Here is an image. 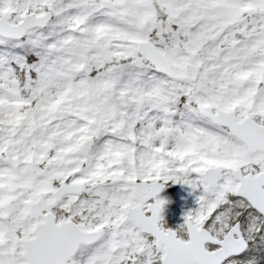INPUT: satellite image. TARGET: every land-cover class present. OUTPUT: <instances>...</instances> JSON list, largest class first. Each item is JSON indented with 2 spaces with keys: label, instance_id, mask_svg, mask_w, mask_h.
Returning <instances> with one entry per match:
<instances>
[{
  "label": "snow or ice",
  "instance_id": "1",
  "mask_svg": "<svg viewBox=\"0 0 264 264\" xmlns=\"http://www.w3.org/2000/svg\"><path fill=\"white\" fill-rule=\"evenodd\" d=\"M0 264H264V0H0Z\"/></svg>",
  "mask_w": 264,
  "mask_h": 264
},
{
  "label": "flooded vegetation",
  "instance_id": "2",
  "mask_svg": "<svg viewBox=\"0 0 264 264\" xmlns=\"http://www.w3.org/2000/svg\"><path fill=\"white\" fill-rule=\"evenodd\" d=\"M184 185V184H169V188L171 187V189L174 191V193L176 194V201L178 200V195L176 193V190L178 189L179 186ZM188 186V185H185ZM191 194H192V199L191 201L187 202L186 204H182V203H177L175 205L174 208H172L171 210V215L168 219H166L168 226L172 227L175 226L177 227L178 225L182 224V215L183 214H187L189 211H191L192 209L196 208L194 206L195 203H197V193H193L192 190H190ZM174 211H176V213H174ZM179 220V224L177 223Z\"/></svg>",
  "mask_w": 264,
  "mask_h": 264
},
{
  "label": "rangeland",
  "instance_id": "3",
  "mask_svg": "<svg viewBox=\"0 0 264 264\" xmlns=\"http://www.w3.org/2000/svg\"><path fill=\"white\" fill-rule=\"evenodd\" d=\"M191 188L190 186L181 185L176 190V193L178 195L177 203L186 204L187 202L191 201L192 194L190 192ZM195 207H197V203L194 204Z\"/></svg>",
  "mask_w": 264,
  "mask_h": 264
},
{
  "label": "water",
  "instance_id": "4",
  "mask_svg": "<svg viewBox=\"0 0 264 264\" xmlns=\"http://www.w3.org/2000/svg\"><path fill=\"white\" fill-rule=\"evenodd\" d=\"M170 204H171V205H173V201H170ZM165 214H167V211H166V213H165Z\"/></svg>",
  "mask_w": 264,
  "mask_h": 264
}]
</instances>
